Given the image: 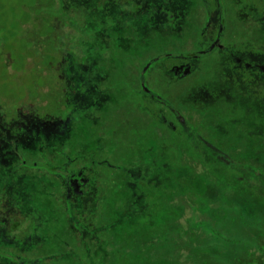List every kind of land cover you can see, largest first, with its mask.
Returning <instances> with one entry per match:
<instances>
[{"label":"trees","instance_id":"obj_1","mask_svg":"<svg viewBox=\"0 0 264 264\" xmlns=\"http://www.w3.org/2000/svg\"><path fill=\"white\" fill-rule=\"evenodd\" d=\"M136 1L18 0L17 11L1 9L0 235L7 244L0 240V264H140L147 258L154 263L170 258L174 264H264L263 253L250 263L240 257L256 248L251 246L249 221L226 226L221 219L207 217L209 210L203 205L208 202L197 194L204 183L183 181L173 200L162 188L153 192L141 168L111 153L96 156L83 152L85 146L71 150L59 145L54 155L44 150L38 156L25 149L22 134L30 122L75 121L78 88L72 72L87 61L78 51L79 34L90 42L101 40L97 52L104 60L110 58L117 70L112 92L108 90L109 105L119 95L120 100L128 95L139 110L200 152L206 171L228 169L239 178L242 165H247L258 181L255 185H260L264 174L256 163H243L218 148L205 136L209 128L161 84V75H171V84L199 73L204 76L197 91L213 102L208 105L196 98L197 109L207 112L223 101L226 107L239 105L264 121V70L241 54L249 44L254 52L261 49V40L254 36L262 32L260 24L252 17L249 23L240 19L253 8L259 10V0H238L230 18L225 0H190L184 11L166 8L170 26L178 21L180 29L135 31L137 36L109 20L113 5L136 11ZM102 12L108 22L98 20L97 27L83 22L82 16L97 19ZM229 20L234 23L231 31L226 27ZM165 34L179 39L176 46L155 42L165 40ZM126 62L132 73L125 71ZM213 78L220 83L211 84ZM119 85L124 94L117 90ZM73 130L72 126L70 138ZM36 173L41 180H34ZM190 186L192 194L185 193ZM168 209L179 211L177 218ZM260 248L264 252V245Z\"/></svg>","mask_w":264,"mask_h":264},{"label":"rangeland","instance_id":"obj_2","mask_svg":"<svg viewBox=\"0 0 264 264\" xmlns=\"http://www.w3.org/2000/svg\"><path fill=\"white\" fill-rule=\"evenodd\" d=\"M17 1L0 0V13L2 8L11 12L13 9L17 11ZM225 1L228 17H233L236 13V6L239 5L238 0ZM136 2L139 6L136 11L113 5L110 10L111 19L107 18L106 12H102L97 19L92 16H82L83 22L97 27L98 20L106 23L109 19L113 23L122 24L134 33L137 31L140 34L147 30H170L173 28L178 30L180 29L178 21L174 22L173 27L170 26L172 23H170L166 8H178L180 11H184L190 0H137ZM131 3L129 2L128 6H131ZM251 6L253 7L254 4L250 5V8ZM255 6H258L260 11L253 8L255 11L250 10L241 14L240 19L249 23V17H252L256 23L260 24L263 35L257 33L254 36L256 40H261L259 45L262 46L258 45L261 48L260 51L254 52L249 44L242 47L243 53L241 54L247 61L256 60L264 70V0H259ZM244 7L246 10L244 8L243 10L247 11L246 5ZM250 13H255V16H251ZM0 21H3L1 17ZM226 27L229 31L233 30V21L229 20ZM135 35L138 34L135 33ZM165 35V40L164 38H155V42L161 41L166 46H176L175 41L177 42L179 39L175 36ZM244 35L247 36V33L245 32ZM84 39L79 34L76 38L78 51L82 56H87V61L79 67L73 68L72 72L73 83L78 88L74 94L77 102L74 123L67 124L62 120H53L48 123L30 122L22 134V142L27 152L39 156L46 150L48 154L54 155L57 146L60 145L62 148L71 147V150L85 146L82 149L83 152L89 151L96 156L111 153L115 159L127 161L134 167L141 168L145 174L144 179L149 183L152 191L155 192L153 189L162 188L164 192L171 195V198L172 194L173 198L180 194L177 193L178 185L185 184L183 182L185 180L194 186L204 183V186H200V190L197 189V194L203 201L208 202L207 206L203 205L206 212L209 210L207 217L221 219L223 225L226 226L237 222V220L249 221L253 225L252 232L254 233L253 239L250 240L251 246L256 248L253 249V254L248 253L250 256L240 257L245 263L253 262L254 257L260 259L264 254L260 248L264 245L261 244V239H264V175L260 185L256 186L258 181L252 178L247 165H242L239 178L228 169L221 173L213 172L211 169L208 172L201 166L200 152H194V147L191 148L188 143L179 140L171 130L139 110L133 98L125 95L120 100L118 93V101L109 105L108 90L110 89L112 92L111 84L115 81L117 70L109 62L110 58L104 60L97 52L96 47L98 44H102L101 40L95 39L90 42ZM125 58V56L121 57V59ZM127 64L126 62L125 71L129 70L132 73V66H127ZM212 65L213 67L219 66L215 62H212ZM170 76L161 75V84L166 87V92L172 95L179 105L193 114L199 123L203 122L201 124L209 128L205 136L208 134L209 136H207L218 148L224 149L233 156H238L243 163L253 160L264 174V121L260 116L242 111L244 108H240L239 105L235 108L226 107V103L223 101H220V104L216 103L214 109L202 112L197 109L196 98L208 105L213 102L205 97L203 92L197 91L200 88V84L197 85V83L204 75L201 77L198 73L195 77L193 75L182 81L169 84L167 81L171 80ZM212 81L211 84L214 86L220 83L218 80L215 82V78ZM117 90L122 94L125 93L122 85H119ZM217 104L218 112H216ZM72 126L74 130L70 138ZM215 167L218 168L216 165ZM32 175L35 176L34 180H41L37 173ZM243 175L246 178L241 179ZM212 176L217 179L209 180ZM194 178L200 180H194ZM190 187L185 193L192 194L194 187ZM133 189L137 190L135 187ZM180 189H182L181 185ZM224 194L227 197L226 200L223 198ZM163 203L162 205L165 207L166 201ZM169 211L174 218L179 215V211L173 209ZM217 227L220 226L217 224ZM178 234L180 236L183 233ZM0 240L2 244H7V241H4V235H0ZM207 240L208 236H205V242ZM258 246L259 248H257ZM168 247L172 249L170 245ZM216 258L219 257L216 255ZM217 260L220 261V259ZM153 261L147 258L140 264H174L170 258L156 263ZM203 261H206L205 257Z\"/></svg>","mask_w":264,"mask_h":264}]
</instances>
